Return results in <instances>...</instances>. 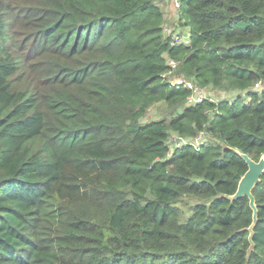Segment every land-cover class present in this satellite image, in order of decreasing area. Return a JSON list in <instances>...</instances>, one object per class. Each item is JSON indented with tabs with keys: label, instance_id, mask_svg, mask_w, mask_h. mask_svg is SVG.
I'll return each instance as SVG.
<instances>
[{
	"label": "trees",
	"instance_id": "1",
	"mask_svg": "<svg viewBox=\"0 0 264 264\" xmlns=\"http://www.w3.org/2000/svg\"><path fill=\"white\" fill-rule=\"evenodd\" d=\"M168 2L0 0V264H264V0Z\"/></svg>",
	"mask_w": 264,
	"mask_h": 264
},
{
	"label": "water",
	"instance_id": "2",
	"mask_svg": "<svg viewBox=\"0 0 264 264\" xmlns=\"http://www.w3.org/2000/svg\"><path fill=\"white\" fill-rule=\"evenodd\" d=\"M240 154L247 163L248 169L242 176L236 193L231 198L233 200H237L243 197H247L249 199L250 207L253 210V225L251 227L252 229L258 221V209L253 194V189L261 181V178L264 175V156H262L259 160H254L248 154Z\"/></svg>",
	"mask_w": 264,
	"mask_h": 264
},
{
	"label": "built area",
	"instance_id": "3",
	"mask_svg": "<svg viewBox=\"0 0 264 264\" xmlns=\"http://www.w3.org/2000/svg\"><path fill=\"white\" fill-rule=\"evenodd\" d=\"M171 4H173V8L175 9L176 13H178L180 7H181V0H171ZM165 33L169 36H171L172 44L178 45V44H188L189 43V33H182V32H176L174 28H171L167 24L165 25ZM169 65L171 66V70L164 75L165 77H168L169 75L173 74V72L176 70L178 66V62L170 60ZM176 77V76H175ZM170 81V79H169ZM172 85L175 86H183L187 89L192 90V95L189 97V103L191 104H197L205 99L212 100L211 98H207L205 96H202V94L199 93V90H201L199 87H197L194 83L191 81H188L184 79L183 77H176L174 80L170 81ZM260 83L257 84V87H260ZM200 138L194 141V143L197 145L200 142ZM179 144V143H178Z\"/></svg>",
	"mask_w": 264,
	"mask_h": 264
},
{
	"label": "rangeland",
	"instance_id": "4",
	"mask_svg": "<svg viewBox=\"0 0 264 264\" xmlns=\"http://www.w3.org/2000/svg\"><path fill=\"white\" fill-rule=\"evenodd\" d=\"M167 25L170 26L171 28H176V30L181 31V32H185L184 29L178 28L176 26V22H167ZM188 30V29H187ZM168 79H170V81L174 80L176 77L175 75H169L167 77ZM199 93L202 94V96H205L207 98H211L214 100H218L220 98H230L231 94L227 93V92H223L220 90H216L213 88H208V89H204V90H199ZM163 103H159L157 105H154L153 107H151L145 118L144 121H151V120H156V119H162L163 117L166 116V111H165V105L163 106ZM182 141H179L178 138L174 135L171 140H170V145L171 148H175V143H180Z\"/></svg>",
	"mask_w": 264,
	"mask_h": 264
},
{
	"label": "crops",
	"instance_id": "5",
	"mask_svg": "<svg viewBox=\"0 0 264 264\" xmlns=\"http://www.w3.org/2000/svg\"><path fill=\"white\" fill-rule=\"evenodd\" d=\"M164 12L166 13V20L168 19L169 21L172 19V16L176 14L175 9L170 2H168L167 5H164Z\"/></svg>",
	"mask_w": 264,
	"mask_h": 264
}]
</instances>
